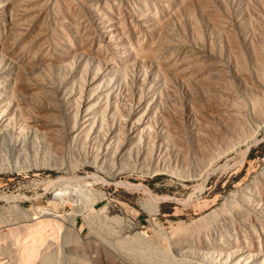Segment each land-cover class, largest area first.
<instances>
[{
	"label": "rangeland",
	"instance_id": "rangeland-1",
	"mask_svg": "<svg viewBox=\"0 0 264 264\" xmlns=\"http://www.w3.org/2000/svg\"><path fill=\"white\" fill-rule=\"evenodd\" d=\"M0 166V264H264V0H0Z\"/></svg>",
	"mask_w": 264,
	"mask_h": 264
},
{
	"label": "bare ground",
	"instance_id": "bare-ground-1",
	"mask_svg": "<svg viewBox=\"0 0 264 264\" xmlns=\"http://www.w3.org/2000/svg\"><path fill=\"white\" fill-rule=\"evenodd\" d=\"M15 69V68H14ZM16 71V70H15ZM62 86V85H61ZM60 86V87H61ZM75 90V89H74ZM166 92V91H165ZM135 94V93H134ZM112 95V94H111ZM145 96V95H144ZM120 97V96H119ZM144 98V97H143ZM168 98V97H167ZM121 99V98H120ZM145 99V98H144ZM172 99V98H171ZM130 100V99H129ZM168 103V102H167ZM199 103V102H198ZM96 107H99V106H96ZM51 109V108H50ZM54 109V108H53ZM85 109L87 110V108L85 107ZM143 109V108H142ZM85 110V111H86ZM140 110V109H139ZM65 111V110H64ZM185 112V111H184ZM63 113V112H62ZM140 114L141 115H144V112H140ZM185 114V113H184ZM168 116V115H167ZM79 117V116H78ZM138 118L137 119H139V120H137V121H134V122H131L129 119L128 120H125V121H123V122H117V121H114V120H112L111 122H112V124L114 125H117V126H120L121 128H124L125 129V135L128 137V138H132V137H135L136 135L138 136V138H137V141H138V143L140 144V146H141V144H142V147H143V145L145 144L144 142L147 140V138H143V135L144 134H146V135H149V138H151V140H152V143H153V146H152V148L149 150V153H147L148 155H150V156H155V155H160V154H162V153H160L161 151H162V148H166V149H168V142H169V140H167L166 138H165V136H158V137H154V135H156L155 134V131H149V130H152V128H149V130H148V128H146L147 127V124L145 123V122H143V117L142 116H137ZM140 117V118H139ZM145 117V116H144ZM150 120V119H149ZM82 123V122H81ZM83 123H86V122H83ZM134 123L135 124H137V125H134ZM89 124V123H88ZM158 124V123H157ZM53 125V124H52ZM98 125V124H97ZM2 131V130H1ZM74 131V130H73ZM110 131V130H109ZM210 131V130H209ZM214 132V131H213ZM161 133V132H160ZM212 133V132H211ZM157 136V135H156ZM126 137V138H127ZM23 139V138H22ZM255 139V138H254ZM130 140V139H129ZM208 140V139H207ZM125 141V140H124ZM99 146V145H98ZM50 147V146H49ZM9 148L11 149V151H13L14 152V150H17V154H18V157H21V156H23V153L21 152V151H19L18 149H16L17 148V145L15 144V143H10L9 144ZM144 148V147H143ZM123 149V148H122ZM117 151V150H116ZM112 152L109 156L111 157V158H113V157H115L116 155H118V153L117 152ZM120 154V153H119ZM132 154V153H131ZM141 153H138L137 154V156L139 157V155H140ZM142 154H144V152L142 153ZM141 154V155H142ZM147 154H144V156L145 155H147ZM29 155V154H28ZM101 156V155H100ZM143 156V155H142ZM146 157V156H145ZM174 157V156H173ZM24 158V157H23ZM135 158V157H134ZM139 160H141V158H139L138 159V161ZM158 160V159H157ZM90 161H92V160H90ZM94 161V160H93ZM118 161V160H117ZM131 161V160H130ZM164 162V161H163ZM166 162V161H165ZM24 163V162H23ZM15 165H17L18 164V162L16 161L15 163H14ZM25 165V167L28 165V164H24ZM23 164H22V166H24ZM97 165V164H96ZM95 165V166H96ZM168 165V164H167ZM1 167V166H0ZM10 167V166H9ZM109 167V166H108ZM145 167V166H144ZM1 168H3V167H1ZM141 168V167H140ZM161 169V168H160ZM252 185V184H251ZM258 196V195H257ZM229 198V197H228ZM254 198V197H253ZM261 203H263L264 204V200L263 201H261ZM264 207V206H263ZM42 209V208H41ZM38 210H40L39 208H38ZM44 210H42L41 212L44 214V212H43ZM46 211V210H45ZM257 212V214H258V216H260L262 219L261 220H259V221H257L254 225H253V227L252 228H250V230L252 231V233H254L255 235H256V238H252L251 240H252V242L253 243H257L258 244V246H259V248H258V250H256V252L257 253H260V252H263V250H264V209H262V207H260L259 209H258V211H256ZM46 214H48L47 213V211L45 212ZM40 215H41V213H40ZM246 215V214H245ZM246 217V216H245ZM37 218V217H36ZM35 218V219H36ZM232 218V217H231ZM223 220V219H222ZM248 220V219H247ZM37 221H39V220H37ZM232 221V220H231ZM234 222V221H233ZM37 223V222H36ZM36 223H34V224H36ZM42 224V223H41ZM219 224V223H218ZM243 224V223H242ZM31 225V224H30ZM43 225V224H42ZM56 226V225H55ZM227 226V225H226ZM41 227V225H39V226H36V229L34 230V232L37 230V228H40ZM44 227V226H43ZM249 227V226H248ZM251 227V226H250ZM33 228V227H32ZM31 228V229H32ZM34 228H35V226H34ZM42 228V227H41ZM45 228V227H44ZM241 228V227H240ZM43 229V228H42ZM238 229V228H237ZM231 230V229H230ZM240 230H242V229H240ZM239 230V231H240ZM258 230H260V233H261V235H258ZM31 231V230H30ZM40 232H41V230H39ZM43 231V233L44 232H46V228L44 229V230H42ZM234 231V230H233ZM32 232H33V230H32ZM37 232H38V230H37ZM37 232H35V233H33V234H35L36 235V233ZM39 232V233H40ZM52 232V231H51ZM47 233V232H46ZM228 233V232H227ZM259 233V234H260ZM31 235V233H30V236L32 237V236H34V235ZM48 234H50L49 232L47 233V239H49L50 237H48L49 235ZM233 234V233H232ZM217 235V234H216ZM29 236V237H30ZM44 236H45V233H44ZM204 237V236H203ZM218 237H219V235H218ZM37 239H34V238H29L31 241H32V246L30 247V245L29 244H31V242L28 244V242L27 241H25V242H27L26 244H25V246L27 245V246H29L30 248V251L28 252V253H30V257H31V259L33 260V258H32V255H33V257H35L34 256V254H35V250H36V253L38 252L37 251V249L39 250V248H40V246L39 247H37V249H36V245H35V243L34 242H36V241H38L39 243H40V241L41 242H45L47 239H43V234H42V232H41V234L39 235V237H36ZM214 238V237H213ZM239 238V237H238ZM199 238H197V240H198ZM216 239V238H215ZM214 239V240H215ZM26 240V239H25ZM213 240V239H212ZM193 241H195V240H193ZM211 241V240H210ZM47 242V241H46ZM252 243V244H253ZM24 244V243H23ZM22 244V245H23ZM45 244V243H44ZM41 245V244H40ZM26 246V247H27ZM42 246H43V244H42ZM41 246V247H42ZM23 247V246H22ZM49 247V246H48ZM178 247V246H177ZM50 248V247H49ZM176 248V247H175ZM219 251V253L220 254H222L223 253V251H226L227 252V259H229V261L227 260V259H223V258H221L220 257V255L218 254V256L219 257H217L216 259H215V262L216 261H218V260H220V264H236V234H234V235H227V236H225V237H223V238H219V242H218V245H217V247H216ZM239 248V247H238ZM23 249V248H22ZM26 250V249H25ZM24 250V251H25ZM28 250V249H27ZM26 250V251H27ZM25 251V252H26ZM251 251V250H250ZM28 253H24V254H27L26 255V257L28 258L29 256H28ZM39 253H37V255H38ZM217 255V254H216ZM39 256V255H38ZM22 257H24V256H22ZM21 257V258H22ZM29 257V258H30ZM189 257V256H188ZM26 258V259H27ZM28 258V259H29ZM36 258V257H35ZM35 258H34V260H33V262L32 263H30V264H34V262H35ZM23 260L25 259V258H22ZM25 259V260H26ZM30 259V260H31ZM37 259V258H36ZM223 259V260H222ZM22 260V261H23ZM222 260V261H221ZM227 260V261H226ZM256 261H260V262H264L262 259H255ZM22 261H20V264H22L21 262ZM24 262V261H23ZM25 262H27V263H25ZM24 263L25 264H29V262L30 261H25ZM199 263V262H198ZM38 264V263H37ZM191 264V263H190ZM197 264V263H196ZM211 264V263H210Z\"/></svg>",
	"mask_w": 264,
	"mask_h": 264
}]
</instances>
